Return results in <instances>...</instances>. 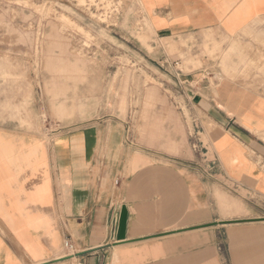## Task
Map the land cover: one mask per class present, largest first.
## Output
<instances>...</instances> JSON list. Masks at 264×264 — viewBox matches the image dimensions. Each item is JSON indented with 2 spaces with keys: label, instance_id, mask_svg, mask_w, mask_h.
Masks as SVG:
<instances>
[{
  "label": "crops",
  "instance_id": "obj_1",
  "mask_svg": "<svg viewBox=\"0 0 264 264\" xmlns=\"http://www.w3.org/2000/svg\"><path fill=\"white\" fill-rule=\"evenodd\" d=\"M140 5L159 40L211 32L208 51L225 55L230 76L241 70L239 54L250 37L256 58L264 57V0ZM219 62L209 60L187 90L208 155L253 213L264 202V90L222 74ZM184 160L153 162L117 125L93 124L49 140L0 128V264H264V221L219 209L211 181ZM122 209L124 237L117 240Z\"/></svg>",
  "mask_w": 264,
  "mask_h": 264
},
{
  "label": "rangeland",
  "instance_id": "obj_2",
  "mask_svg": "<svg viewBox=\"0 0 264 264\" xmlns=\"http://www.w3.org/2000/svg\"><path fill=\"white\" fill-rule=\"evenodd\" d=\"M214 39L211 32L155 38L140 0H0V128L49 140L93 124L120 126L124 139L153 162L185 158L211 181L215 205L231 209V217L264 221V202L248 213L223 182L187 90L211 59L219 58L230 76L225 55L208 51ZM249 39L239 54L241 70L231 76L264 90V57L256 58L257 40Z\"/></svg>",
  "mask_w": 264,
  "mask_h": 264
},
{
  "label": "water",
  "instance_id": "obj_3",
  "mask_svg": "<svg viewBox=\"0 0 264 264\" xmlns=\"http://www.w3.org/2000/svg\"><path fill=\"white\" fill-rule=\"evenodd\" d=\"M125 218H126L125 210L122 209L121 215H120V220H119V225H118V231H117V235H116L117 240H121L124 237ZM239 222H241V221H239Z\"/></svg>",
  "mask_w": 264,
  "mask_h": 264
},
{
  "label": "built area",
  "instance_id": "obj_4",
  "mask_svg": "<svg viewBox=\"0 0 264 264\" xmlns=\"http://www.w3.org/2000/svg\"><path fill=\"white\" fill-rule=\"evenodd\" d=\"M64 247L69 251H73V246L69 242H64Z\"/></svg>",
  "mask_w": 264,
  "mask_h": 264
},
{
  "label": "bare ground",
  "instance_id": "obj_5",
  "mask_svg": "<svg viewBox=\"0 0 264 264\" xmlns=\"http://www.w3.org/2000/svg\"><path fill=\"white\" fill-rule=\"evenodd\" d=\"M67 27V26H66ZM67 257V256H66ZM69 257H71V256H69ZM62 258V257H61ZM64 259V258H63ZM71 259V258H70ZM75 259V258H74ZM58 260H60V259H58ZM72 260V259H71ZM64 262V261H63ZM72 262V261H71ZM65 263V262H64Z\"/></svg>",
  "mask_w": 264,
  "mask_h": 264
}]
</instances>
